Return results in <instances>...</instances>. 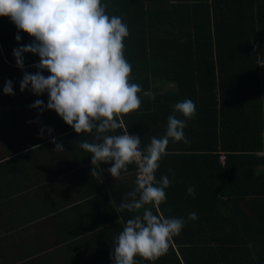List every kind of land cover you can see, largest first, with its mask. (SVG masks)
Instances as JSON below:
<instances>
[{"label": "trees", "instance_id": "1", "mask_svg": "<svg viewBox=\"0 0 264 264\" xmlns=\"http://www.w3.org/2000/svg\"><path fill=\"white\" fill-rule=\"evenodd\" d=\"M102 3L109 16L121 17L128 26L123 43L132 66L129 82L141 87L139 109L121 114L124 125L105 135L127 130L145 150L152 137L165 135L176 103L190 99L196 106L194 117L186 119L188 142L169 139L155 173L157 181L162 176L171 180L166 200L159 212L145 206L186 223L164 254L154 259L137 255L135 264H264V0ZM33 41L9 17H0V146H55L53 138L63 146L98 142L95 130L78 134L47 110V92L34 95L31 86L20 91L24 72L39 71L40 58L25 53L22 70L13 50ZM42 75L50 73L43 70ZM9 80L14 95L3 92ZM36 100L44 102V110L30 107ZM137 170L136 163L129 164L121 186L109 194L118 224L114 229L120 232L144 211H117L136 186ZM189 186L195 198L188 195ZM192 212L198 217L194 221L188 219Z\"/></svg>", "mask_w": 264, "mask_h": 264}, {"label": "clouds", "instance_id": "2", "mask_svg": "<svg viewBox=\"0 0 264 264\" xmlns=\"http://www.w3.org/2000/svg\"><path fill=\"white\" fill-rule=\"evenodd\" d=\"M106 9L102 0H0V17H9L18 30L34 38L33 43L13 50L16 66L24 69L25 53L40 58L35 65L39 71L24 72L20 91L31 86L34 95L47 92V110H54L76 133L95 130L98 142L83 141L79 145L91 154L93 166L112 162L108 172L115 178L121 170L127 171L129 164H137L136 186L117 211H144L127 221L111 253L113 264H135L137 255L154 259L164 254L171 238L186 223L182 218L153 214L145 206L152 205L159 212V205L166 200L165 189L171 180L162 176L157 181L155 173L169 139L188 142L184 135L186 119L194 117L196 106L190 99L176 103L165 135L152 137L145 150L140 148L141 139L127 130L120 135H105L122 127L121 114L138 110L141 105V87L129 82L132 66L124 57L128 26L121 17L109 16ZM15 39L19 42L21 36L17 34ZM43 70L50 75H42ZM3 92L15 94L12 81L5 83ZM30 107L44 110L45 105L36 100ZM40 135L42 138L43 129ZM51 142L55 152H64L62 143L55 138ZM91 175H96L94 167ZM187 193L195 198L194 186H189ZM197 218L195 212L188 217L193 221Z\"/></svg>", "mask_w": 264, "mask_h": 264}, {"label": "crops", "instance_id": "3", "mask_svg": "<svg viewBox=\"0 0 264 264\" xmlns=\"http://www.w3.org/2000/svg\"><path fill=\"white\" fill-rule=\"evenodd\" d=\"M63 147L0 146V264H113L109 194L126 171L114 178L80 146Z\"/></svg>", "mask_w": 264, "mask_h": 264}, {"label": "built area", "instance_id": "4", "mask_svg": "<svg viewBox=\"0 0 264 264\" xmlns=\"http://www.w3.org/2000/svg\"><path fill=\"white\" fill-rule=\"evenodd\" d=\"M122 125H124V124H122ZM221 159H222V160H224V159H225V156H224V155H222V156H221Z\"/></svg>", "mask_w": 264, "mask_h": 264}, {"label": "rangeland", "instance_id": "5", "mask_svg": "<svg viewBox=\"0 0 264 264\" xmlns=\"http://www.w3.org/2000/svg\"><path fill=\"white\" fill-rule=\"evenodd\" d=\"M167 87H170V88H171V87H172V85L168 84V85H167ZM167 87H166V88H167Z\"/></svg>", "mask_w": 264, "mask_h": 264}, {"label": "bare ground", "instance_id": "6", "mask_svg": "<svg viewBox=\"0 0 264 264\" xmlns=\"http://www.w3.org/2000/svg\"><path fill=\"white\" fill-rule=\"evenodd\" d=\"M121 131V130H120Z\"/></svg>", "mask_w": 264, "mask_h": 264}]
</instances>
